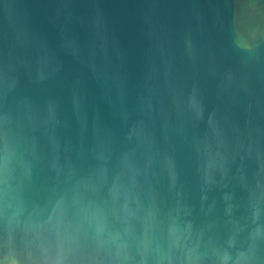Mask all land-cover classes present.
I'll use <instances>...</instances> for the list:
<instances>
[{
  "label": "water",
  "instance_id": "1",
  "mask_svg": "<svg viewBox=\"0 0 264 264\" xmlns=\"http://www.w3.org/2000/svg\"><path fill=\"white\" fill-rule=\"evenodd\" d=\"M0 264H264V0H0Z\"/></svg>",
  "mask_w": 264,
  "mask_h": 264
}]
</instances>
